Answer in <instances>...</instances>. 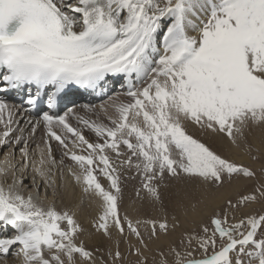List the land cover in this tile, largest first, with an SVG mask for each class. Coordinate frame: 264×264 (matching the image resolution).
Returning a JSON list of instances; mask_svg holds the SVG:
<instances>
[{"label":"snow or ice","instance_id":"snow-or-ice-1","mask_svg":"<svg viewBox=\"0 0 264 264\" xmlns=\"http://www.w3.org/2000/svg\"><path fill=\"white\" fill-rule=\"evenodd\" d=\"M113 80L122 91L99 112L90 104L85 115L55 112L73 87L103 96ZM13 91L25 111L43 97L49 111L25 121L26 136L17 106L0 96V228L14 233L0 237V256L15 246L20 264H109L86 247L76 212L45 203L39 188L24 191L31 168L45 192L70 194L55 178L67 167L99 209L91 224L110 243L111 264L124 260L120 242L129 237L138 242L128 244L134 264H148L152 251L153 264H264V214H234L264 201V164L258 177L189 131L261 159L249 137L264 133V0H0V94ZM41 125L36 161L29 139ZM125 174L139 180L138 211L159 218L121 213ZM242 181L256 184L234 201L230 190ZM169 188L171 212L163 207ZM204 209H213L206 222ZM182 227L178 241L167 240Z\"/></svg>","mask_w":264,"mask_h":264},{"label":"bare ground","instance_id":"bare-ground-1","mask_svg":"<svg viewBox=\"0 0 264 264\" xmlns=\"http://www.w3.org/2000/svg\"><path fill=\"white\" fill-rule=\"evenodd\" d=\"M112 87L116 91H119V92L122 91V89L120 88L119 85L117 87V83H113ZM121 99H124V98L121 97ZM88 100L89 99L86 97H80V95H75L74 96V102H76V104L74 106L68 108V110L73 109L76 114L85 115L86 113L83 109V105L89 104V103H87ZM107 102H109V100ZM17 109H18V111L16 113V116L20 121V127L25 128V135L27 136L28 133L31 131V125L25 126V121H27L28 119H32V118L24 110L25 108H17ZM88 115H90L92 119L95 116L93 114H88ZM71 116H72V118L75 117L73 115L69 116V122L70 123H71ZM99 118L102 119L103 114H101ZM95 119H97V118H95ZM71 124L73 126H76V124H73V123H71ZM57 131H59V130H57ZM41 132H43L41 129H37L36 132L29 139L30 152L32 153L33 159L36 161H38V159H39V148L37 147V145H39L40 148H43L44 142L46 140V137L44 136V132H43V135L41 134ZM84 134L86 135L87 138H93L94 139L93 133H91L87 129L84 130ZM204 138L207 140V142H210L212 145H214L216 150L220 151L222 154H224V153L228 154L231 157V159H233L237 162L249 163L251 161L250 156L245 153V151L243 150V147L240 149L231 148L228 151H224L221 148L219 143H217L213 140H210L206 137H204ZM249 140L253 144H255L257 147H260L261 152L264 154V133H261L259 130H257L250 135ZM53 142H55V141L52 140L51 144ZM54 144L57 145L56 143H54ZM17 147H19V146H17ZM1 150L2 149L0 148V158H2L3 155L5 154V153L1 154V152H2ZM53 155L56 156L57 160L60 159L59 158V156H60L59 150H57V149L53 150ZM16 157H17V159H19V152H16ZM65 164L71 166L72 162L70 160H68L67 158H65ZM54 171H56V170H54ZM133 175H134V173H133ZM23 178L25 179V183L27 185V187L24 189L25 192L31 191L33 195H36L37 194V188H39V190H40L39 195L41 198H45V203H54L57 210H65L66 209L70 212H76L77 213L78 219L80 220L82 226L86 229V231H85L84 235L81 237V239L84 240V243L89 250L95 249L96 244L98 246L100 240L102 241L104 239L100 234L95 233V230L91 224L92 217H94L98 214L99 209L95 208L94 206H90L87 198L84 196V194L81 192L80 188L78 186H76L74 181L72 180L71 175L67 171V167H63L62 173L60 171H56V175H55V178L57 179V185L60 187L61 193H63L65 191L64 186L67 185V190L70 193L67 195H57L54 197L52 195V188L51 187H48L47 192H45L44 191V188L46 186L45 180L42 179L41 177H39L31 168L27 169L24 172ZM33 178L35 179V183H33ZM123 180H124V183H123L124 188L123 189L127 190V192H128V197L124 203V206L126 207L124 213L126 212L133 219H135L137 217H143L145 215V213H147L148 211H138L137 205L134 204V201L136 200L135 190L132 193L133 195H130L131 191L133 189H135L136 187H139V180L138 179H135V180L131 179L128 176V174H125ZM102 183H104L105 186H107L108 182L106 180H103ZM245 183L246 182L236 183L232 187V189L230 190V194L233 195L234 192L236 193L237 191H239V189H241ZM82 208L87 209V211L82 212L81 211ZM212 211H213V209H204V212H205V215L203 216L204 221H205L206 217L211 214ZM181 219L183 221V217ZM185 225H187V224H185ZM12 234H14V233H13V230L11 228H8V229L0 228V237L9 236ZM104 243H105V241H104ZM106 243H105V245H106ZM103 247H104V245H103ZM15 250H16V248H14L12 250L13 254L10 255V257L0 256V264H20L19 258H17L14 254Z\"/></svg>","mask_w":264,"mask_h":264},{"label":"rangeland","instance_id":"rangeland-1","mask_svg":"<svg viewBox=\"0 0 264 264\" xmlns=\"http://www.w3.org/2000/svg\"><path fill=\"white\" fill-rule=\"evenodd\" d=\"M117 92H119V91H114L112 94H111V96L110 97H112V96H115V94L117 93ZM109 97V98H110ZM109 98H107V99H105V100H103V101H101V102H99V103H96V104H94L93 106H95L96 107V109H97V111L99 112V106L101 105V104H104V105H108V104H110V102H111V100L109 99ZM109 100V102H107ZM64 114V113H63ZM102 114V113H101ZM100 114V115H101ZM95 118H98L96 115L94 116V118L93 119H95ZM71 123H73V124H76V126H77V121H76V119H75V117H73L72 118V116H71ZM86 130V129H85ZM189 131L190 132H192L194 135L196 134V136L198 137V138H200L203 142H205V143H208V144H210V146H212L215 150H216V148H215V146L214 145H212L210 142H207V140L203 137V136H201L200 135V133L199 132H197L195 129L193 130V129H189ZM196 132V133H195ZM41 134L43 135V132H41ZM44 135H46V133H45V131H44ZM86 136V135H85ZM90 140L91 139H93V138H89ZM55 141V140H54ZM251 142V141H250ZM54 143H56L57 145H55ZM252 143V142H251ZM253 144V143H252ZM56 147H55V146ZM254 146H256L255 144H253ZM257 147V146H256ZM52 148H53V150H55V149H57V150H59L60 151V155H61V148H60V146H59V144H58V142L57 141H55V142H53L52 143ZM2 150V152H1V154H3V153H5V149H3V148H1ZM218 151V150H217ZM218 152H220V151H218ZM222 154V153H221ZM224 155H227L230 159H231V157L228 155V154H225L224 153ZM253 155H255V153H253ZM264 154L261 152V159L259 160V161H253L252 159H251V161L249 162V163H244V164H246V165H249V166H251L254 170H256L257 171V173H258V177L260 176V173H259V169H260V167H261V164H264V156H263ZM59 158H60V156H59ZM251 158V157H250ZM237 162V161H236ZM238 163H240V162H238ZM261 179H264V177H261ZM103 180H105L104 178H102L101 177V182L103 181ZM242 182H246L243 186H242V188L241 189H239V191H237L236 193L234 192V194L232 195V194H230L231 196H232V199L235 201V199L237 198V196L238 195H240V194H248V193H250L251 191H252V188H253V186L256 184V181H242ZM235 185V184H234ZM123 188H124V185H123ZM136 188H138V187H136ZM135 188V189H136ZM135 189H133L132 191H131V194L130 195H133L132 193H133V191L135 190ZM175 191V189L174 188H169V189H167V190H164V205H163V207L165 208V209H167L169 212H171L172 211V196H171V193L172 192H174ZM127 197H128V192H127V190H124L123 191V204L121 205V213L123 214L124 213V211H125V209H126V207L124 206V203H125V201H126V199H127ZM220 208H221V210H222V205L220 206ZM151 212V213H150ZM147 214V215H146ZM163 213L162 212H160V211H156V212H153V211H148L147 213H145V215L143 216V217H137V218H140V219H146V218H159L161 215H162ZM236 216H237V218H239L241 215H247V214H264V201H261V202H256V203H251L250 205H248V206H246V207H242L241 208V210L240 211H238V212H236V213H234ZM182 218V217H181ZM136 219V218H135ZM207 221V217H206V219H205V222ZM169 222L171 223V217L169 216ZM186 227H188L189 225H185ZM142 231H144V229H143V227H142V229H141ZM184 231V228L182 227V228H178L174 233H172L168 238H167V240L168 241H178L179 240V238H180V235H181V233ZM104 241H105V243H106V245H105V243H104ZM101 242V243H100ZM100 242H99V244H98V246H97V244H96V247H95V249L96 248H100L101 249V251L100 252H97L96 253V255L97 256H103V259L104 260H107V261H109V264H111V258L107 255V249H108V247H110L111 245H110V243L108 242V241H106L105 239H103L102 241L100 240ZM103 242V243H102ZM129 243H131V244H133V245H136L138 242L136 241V239H135V237H129L128 238V240H124L123 238H121V242H120V251L123 253V255H124V260L123 261H121L120 262V264H134V262L137 260V257L134 255V254H129V251H128V244ZM101 244V245H100ZM103 245H104V247H103ZM151 247H153V248H155V245H150ZM14 248H15V246H14ZM95 249H93V251L95 250ZM134 251V250H133ZM101 253V254H100ZM145 255L148 257V264H153V257L156 255V253H155V251H152V252H145ZM7 257H10V255L9 256H7ZM157 259H159V257H157ZM14 261V260H13Z\"/></svg>","mask_w":264,"mask_h":264}]
</instances>
